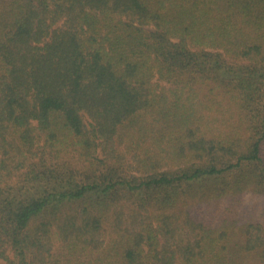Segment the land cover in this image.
<instances>
[{"label": "trees", "instance_id": "trees-1", "mask_svg": "<svg viewBox=\"0 0 264 264\" xmlns=\"http://www.w3.org/2000/svg\"><path fill=\"white\" fill-rule=\"evenodd\" d=\"M0 264H264V0H0Z\"/></svg>", "mask_w": 264, "mask_h": 264}, {"label": "rangeland", "instance_id": "rangeland-1", "mask_svg": "<svg viewBox=\"0 0 264 264\" xmlns=\"http://www.w3.org/2000/svg\"><path fill=\"white\" fill-rule=\"evenodd\" d=\"M159 83L160 84H162V85H168L165 81H163V80H160L159 81ZM250 189H247L246 191H245V193H244V195H243V198H244V202H245V204H249V205H255L256 207L257 206H260V205H258L259 203V201H260V197L259 196H256V195H252L251 194V192H248ZM253 196V197H252ZM259 200V201H258Z\"/></svg>", "mask_w": 264, "mask_h": 264}]
</instances>
